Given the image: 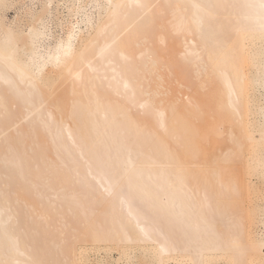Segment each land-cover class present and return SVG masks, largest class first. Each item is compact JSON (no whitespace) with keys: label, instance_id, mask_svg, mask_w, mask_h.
Here are the masks:
<instances>
[{"label":"bare ground","instance_id":"obj_1","mask_svg":"<svg viewBox=\"0 0 264 264\" xmlns=\"http://www.w3.org/2000/svg\"><path fill=\"white\" fill-rule=\"evenodd\" d=\"M54 4L69 12L59 36ZM29 22L0 15V264H87L83 242L126 262L144 243L154 264H264L255 183L212 154L191 184L178 149L195 152L194 131L164 105L174 69L220 83L251 148L234 141L240 166L264 184V0H44ZM63 211L69 223L48 220Z\"/></svg>","mask_w":264,"mask_h":264},{"label":"rangeland","instance_id":"obj_2","mask_svg":"<svg viewBox=\"0 0 264 264\" xmlns=\"http://www.w3.org/2000/svg\"><path fill=\"white\" fill-rule=\"evenodd\" d=\"M43 1L44 0H35L33 2L29 0H7L6 5L0 9V15L4 18L5 23L15 28V30L26 32L30 27L29 17L31 16V13L38 11L40 9V4ZM55 6L56 4H54L55 16L53 15V18L46 22V26L47 31L50 33L52 32L53 36H59L63 34V27L59 25L58 19L63 20V22H68L70 19L66 6L61 5L60 7H57V10L59 11L58 13L56 12ZM259 45H262L264 49V43H260ZM244 68L246 73L251 75L250 71L252 69H250L248 65H245ZM176 70L177 69H174V73L177 78L174 75V78L171 81L164 83V86L171 88V91L169 92L170 95L168 94L165 97L166 103H164V105L166 107L168 103H172V105L175 104L176 107L177 104L179 109L182 110L180 112L181 117L188 121L191 129L194 131L193 136L190 137V141L196 147L195 152H185L182 147L178 149L179 155L184 157V160L187 162L188 172L190 173L194 170L198 173L195 180H190L191 184L200 183L202 172L206 169L210 170L214 166V156H212V154H216V156L219 157L218 167L220 169H227L230 177L235 173H240L246 180L255 183V190L247 191L245 197L250 199L249 202L251 206L255 207L256 205L261 204V206L264 207V184L262 180L259 179L260 174L257 176V174H253L250 167L243 170L240 166L242 156L239 154L240 150L234 145V141L241 140L243 143L241 149L242 152L245 151V157H250L251 148L246 145L244 139L246 132L238 124L237 115L234 111L223 105L226 97L221 84L203 76L204 74L199 77L201 81L200 79L195 78L192 80L191 77H193V70L190 72V78L181 79ZM153 85L156 86L155 83H152L151 86ZM164 89L161 87V90L164 91ZM252 92L261 100V103L259 104L263 105L264 90L258 89L257 91L254 90ZM188 99H191V105H189ZM186 105L187 110H183ZM170 106V104L167 106L168 112ZM163 136L165 139L169 140L164 134ZM233 147H235L236 150L233 151ZM227 152H229L230 155L228 156V159L224 160L221 155ZM238 168L242 169V172H239ZM53 205L55 206L56 204ZM66 213L67 212L65 211L59 213V215H52L49 213L50 216L48 220L56 221L61 219L63 222V219L65 218L66 223H69L67 216L70 215H66ZM75 226L78 227V232L76 230L69 233V228L74 227V225L72 224L71 226L68 224L64 226V228L60 227V230L62 231L59 233L64 231L62 236L64 239L69 240L73 234L79 235L85 227L84 223ZM219 228L224 230L223 226H219ZM85 243H77L76 248L79 252L84 251V254L86 253L89 260L87 261V264H98L97 262H99V264H154L152 263V259L154 258L149 257L152 254L151 252H146L145 255L142 254L144 253V243L136 244L133 248L129 249V255L133 256V260L127 262L120 258L121 254L119 251H121V249H117V251L115 250L116 252L114 251L112 254H107L105 250L101 249L98 251L94 248L95 246L88 244V242ZM146 245L149 248L152 247L150 243ZM102 247H105V245ZM227 261L229 262V260ZM181 264L188 263L181 262ZM208 264H227V262L225 260H218L209 262ZM246 264L254 263L247 262Z\"/></svg>","mask_w":264,"mask_h":264}]
</instances>
